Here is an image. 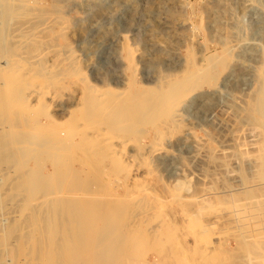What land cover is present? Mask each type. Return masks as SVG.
<instances>
[{
    "label": "rangeland",
    "instance_id": "1",
    "mask_svg": "<svg viewBox=\"0 0 264 264\" xmlns=\"http://www.w3.org/2000/svg\"><path fill=\"white\" fill-rule=\"evenodd\" d=\"M25 1L23 15L16 17L13 13L6 15L7 0H0V15L6 20L2 22L0 18V40L18 17L33 20L39 41L29 51L45 49L47 64L44 62L41 68L34 65L31 74L39 83L38 87H30L31 92H46L44 98L53 93L56 99L54 105L46 107L43 97L39 104H33L30 97L17 98L10 93V89L17 88L12 82L15 86L9 85L10 89L5 90L6 98L5 91L0 94V137L3 135L7 143L15 140L25 126L35 121L41 123L39 128L54 130L57 124L67 128L71 124L67 111L74 109V116L82 117V124L90 128V133L108 128L113 143L121 144L119 148L124 153L134 151V156L129 167L121 165L123 170L106 155L101 160L105 151L88 153L86 160L80 162L66 157L56 168L50 161L45 162L46 168L39 172L51 175H44L49 191L43 193L37 178L27 176L26 171L33 167L30 158L13 157L14 149L5 144L0 151V264H55L54 256L49 257L47 252L55 248L51 244L53 236L64 232L48 230L53 214L43 206L62 196L75 202L117 200L125 226L145 234L150 244L163 240L171 244L168 246L172 252L178 249L175 254L186 252V264H264V188L260 186L264 183V105L260 106L264 104V64L260 62L264 54L258 46L259 39L264 38V0ZM209 56L218 57L221 63H216V72L210 73L213 79L206 84L202 74L205 69L208 72ZM53 62L60 76L44 83L37 74H43ZM194 63H198L201 72L193 75V80L202 77L203 81L194 89L175 95L176 101L169 103L166 113L152 116L151 103L146 99L168 80L177 83L186 79L190 84ZM132 68L136 74L134 86L128 81ZM87 84L95 85L93 110L99 114L88 121L80 109H75ZM119 92L124 96L140 94V106L136 108L140 112L127 110V118H123L137 120L135 123L117 124L121 116L104 117V104ZM4 107L12 112L25 111L26 116L20 119L10 113L7 118ZM39 131H35L38 138ZM21 161L27 166L20 170ZM25 180L27 185L23 184ZM180 182L182 189H175ZM209 242L214 243L215 249L212 257H207L215 260L210 262L204 254L202 257L193 251L197 245L204 251ZM68 248L66 257L72 262L69 264H77L69 252L72 247ZM151 250L145 249L146 260L157 262L159 256Z\"/></svg>",
    "mask_w": 264,
    "mask_h": 264
},
{
    "label": "bare ground",
    "instance_id": "2",
    "mask_svg": "<svg viewBox=\"0 0 264 264\" xmlns=\"http://www.w3.org/2000/svg\"><path fill=\"white\" fill-rule=\"evenodd\" d=\"M34 2H35V0H34ZM6 4H7V6L4 4V6L6 7V11H7L6 15L9 16V15H12V13H13L17 17V16H22L23 15V13L21 12V8L24 7L27 4V2L25 0H16V1L7 0ZM25 11H27V10H25ZM31 12H32V10H31ZM36 16H37V14H36ZM0 18L3 19L2 22L6 21L4 19L5 17H2L1 15H0ZM22 19H21V17H18V20L15 22V24L9 29L8 32L6 31V33L1 37V40L3 38L5 41H4V45L2 44L3 42L2 43L0 42V44L2 45V47L0 48V55L3 56V58L0 59V94L4 93L5 90H9L10 86H12V84L14 83L17 86V88L15 89V87H14L15 85H13L12 87H14V88L11 87L13 90L10 89V93L11 94L15 95L17 98H19L21 96H25L26 98L30 97L31 99L33 98L32 99L33 104L34 103L35 104H39V103L42 102L39 99L42 98V97L44 98L43 94L46 93V92H43V91L40 92V91H37V90H33L31 92V88L30 87L31 86L38 87L37 84L39 83V81L36 80V78H35L36 76L31 74V71H32V69H34V65L35 64L40 65V68H41V66H44V62H45V60H44L45 59L44 50L45 49L44 50L40 49V50H37V51L36 50H30L29 51L30 48L32 49L34 46L36 47V43H38V41H39V40H37V38H38L37 36L38 35L36 33L37 31L34 32L35 30H34V28L32 26V21L33 20L32 19L31 20L30 19H23L22 20ZM34 25H36V24H34ZM40 29H43V28H40ZM38 33H40V32H38ZM41 34H43V33H41ZM42 36H45V33ZM259 40H261V41L259 42L258 46H260V49H261V51L264 54V41H262V40H264V38L262 37ZM44 42H45V40H44ZM244 44L246 45L247 43H244ZM44 45H45V43H44ZM46 45H47V43H46ZM124 51H126V50L124 49ZM243 53H245V52H243ZM63 54H66V53L63 52ZM63 54H61V55H63ZM49 59H50V57H49ZM53 59H54V57H53ZM218 59H219L218 57H214V56H209V57L206 58L207 66H208V72L206 73V69H205V74H202V75H204V79H203L204 83L207 84V82H208L207 80L208 79H209V82L211 81V79H213V77L210 75V73H212L213 71L216 72V70H214V67H215L216 63L217 62L219 64L221 63V62L218 61ZM128 60L130 61V57L129 56H128ZM219 60H221V59H219ZM49 61H50V63L52 62L51 60H49ZM263 61L261 60L260 62L264 64ZM130 63H131V61H130ZM194 64H195L194 66L196 68L194 67L192 69L191 73H190L191 74L190 79L192 80L190 84H189V80H186V79L183 80V81L181 80V81H179L177 83H174V80H168V82L164 83L162 86H160V87L158 86L159 87V88H157L158 90L156 92H152L151 96H149L150 93L148 94L149 98L146 99V100L149 101V104L151 103L150 110L153 111L152 116L156 117L157 116L156 114H159V113H162V112L166 113L167 110L170 107L169 103H172V104L175 103V101H176L174 99L175 95L176 96H180L183 93L192 90V88L194 89L196 84L202 79V77H201V79L199 78L197 81L193 80V75H196V73L198 71H200L198 69V63H194ZM130 65H131L130 66V69H131L132 63ZM54 67H55V63L53 62L51 65H49V66L44 68L45 70L43 71V74H37V75L42 77V79H43L42 82L48 83L51 80H53L54 78L58 77L57 75H59V73L55 72V70L57 68L54 69ZM61 68L59 67L58 69H61ZM17 74H19L21 76H18ZM62 75H64V74H61V77H62ZM135 75H136L135 72L133 74V68H132V73L130 75V78L128 79V81L130 80V82L133 84L132 86H134L136 84V80L135 81L133 80ZM15 76H17L19 78H15ZM15 79L16 80L18 79L17 81H19V82L18 83H17V81L14 82ZM203 80H201V82ZM260 80H259V83L262 82ZM262 83H264V82H262ZM53 84H54V82H53ZM86 86L87 87H86L84 93L82 94V96L79 98L75 109L76 110L80 109L82 114H84L86 116L85 119H87V121H88L92 117H99V114L93 110V105L96 104L95 100L93 99V95H94L95 89H96L94 87L95 85L94 86H92V85L88 86V84H87ZM261 88H262V86H261ZM49 89H51V88H49ZM55 89H57V88H55ZM129 93H131V92H129ZM120 94H118V95L113 94L111 96V98L109 99V101L104 104V107H103V113H104L103 115H104V117H106V116H110V117L111 116H115V117L119 118L121 116V118L118 120L117 124H121L122 122L135 123L137 120L130 121L129 119L128 120H126V119L123 120V118H127V115H125L126 114L125 112H127V110L128 111L137 110L136 109L137 106H140V102H138V98H137V97H140V94L139 95L135 94L136 96H134V95H126V96H124V95H122V93H120ZM13 95H11V96H13ZM34 95H36V96L34 97ZM58 96H59V94H58ZM76 97H78V95L75 96L74 98H76ZM4 98H6V91H5V97ZM55 99H56V95H54L53 93H50V94H48L46 96V98H44L43 105L46 106V107H50V106L54 105ZM73 101H74V99H73ZM134 101H135V103H133ZM142 101H145V100H142ZM154 101H156L157 104L156 103L153 104ZM256 102H257V99H256ZM97 104H100V103L98 102ZM146 104H148V103H146ZM258 104H260V103H258ZM67 105H68V103H67ZM263 105L264 104L261 103L260 106H263ZM256 106H258V105H256ZM31 107H32V105H31ZM70 109H71V107H70ZM140 109H141V107H140ZM258 109H259L258 112H260V108H258ZM37 110H38V108H37ZM138 110H137V112H138ZM5 111H6V115H7V116L6 115L5 116L7 118H8V115L10 113H12V115H14V116H16L17 118H20V119L23 117V115H24V117L26 116L25 115V111H14V112H12V111L8 110V107H7V110L5 108ZM67 112H68V115H69V117L71 119V124H69L67 128L62 126L61 124H57V127L54 130L52 128H46L44 126L39 128L41 123L38 124L35 121L34 124L31 123V126H29V125L25 126V128L22 131H20L21 133H20V135H18V138L15 139V140H9V142L7 143V141L5 142V140H3V138H4L3 135L0 137V151L5 149V146H4L5 144H7V145L9 144L14 149L13 150L11 148L14 151V152L12 151V154H14L13 157L15 156V157L20 159V158H23V157L26 156V157L30 158L31 164L33 165V167L31 166L32 168L30 167L31 169L29 168V170L26 171L27 176L30 179H35V177L37 178L36 179L37 182L42 184V185L39 184L40 185V190L42 192L43 191H45V192L49 191V189L47 187L45 188L44 175H49V176L51 175L50 174L51 172H49V174H45L44 173V175L41 174L42 172H39L43 167H45V162L49 163V161H50V164H51L52 168H56L57 165H58V162H60L62 159H65L66 157L68 159H71V160H73V159L79 160V162H80V160H84L86 158L88 153L90 154V153L94 152V154H98V152L100 153L101 151H105L106 154L103 152L104 156L100 157L101 160L106 155V157L108 158V159L106 158L107 160H109L114 166H118L120 168L121 165L122 166H123V164L128 165L130 162H132L131 159L134 156V151H131V152L129 151L127 153H124L119 148L120 146L122 147L121 144H120V146H117V144H115L116 142L113 143L112 140H113L114 137L112 135H110L111 132H109L108 128H103L104 130L102 129L101 131L96 132L95 134L90 133L91 132L90 128H88L86 126V124H84V126H83L82 120H81L82 117L81 118L80 117L77 118L78 114H77V116L75 115L76 117L74 116V113H73L74 109H71L70 111H67ZM139 112H140V110H139ZM132 113H134V112H132ZM38 114L39 113L36 112V115H38ZM9 116H11V115H9ZM14 116H13V118H14ZM33 117H35V116H33V113H32V117L31 118H33ZM39 118H41V116ZM83 119H84V117H83ZM7 120L9 121V119H7ZM24 120H26V118ZM24 120H22V121L24 123H26V121H24ZM33 121L34 120H32V122ZM87 121H85V122H87ZM1 122H2V119L0 120V123ZM38 122H39V120H38ZM56 123H54V125ZM7 126H8V124H7ZM71 127H73V128H71ZM118 127H120V126H118ZM262 127L264 129V123L262 124ZM2 129H4V127ZM37 129L40 130L39 131V133H40L39 134V138H38V135L35 132V131H37ZM71 129H73V130L71 131ZM114 130H116V129H112L111 131H114ZM141 130H143V129H141ZM10 131L12 132V130H10ZM155 131H157V130H155ZM6 132H8V131H6ZM14 132H15V134L17 133L16 131H13L12 133H14ZM92 132H94V131H92ZM18 133H19V131H18ZM72 133H74V134L72 135ZM9 135H11V134H9ZM8 138H9V136H8ZM25 146H27V147H25ZM9 149H10V147H9ZM9 149H8V151H9ZM154 151H156V150H154ZM78 152H79V154H78ZM80 152H82V153H80ZM153 153H152V155H153ZM98 156H100V155H98ZM3 158L5 159V156H3ZM90 158H92V156ZM94 159H96V158H94ZM103 160H105V158ZM16 161H18V160L16 159ZM98 161H99V159H98ZM18 164H19L18 166H19L20 170H21V168L23 169V167L25 169L26 168L25 166H27V165H23V162L22 163L18 162ZM263 165H262V167L264 168ZM122 166H121L120 169L123 170ZM128 167H129V165H128ZM127 170L129 171V169H127ZM95 172H97V171L95 170ZM126 173H127V171H126ZM128 173H130V172H128ZM20 175H22V174H20ZM99 176L101 177V175H99ZM124 176L126 178L127 174L124 175ZM27 178H25V179L27 180ZM102 179H104V178L102 177ZM22 180H23V178H22ZM26 180H25V183H23V184L27 183ZM95 180H97V179H95ZM100 180H101V178H100ZM106 181H107V179H106ZM111 181H112V179H111ZM260 181H263V179L260 180ZM100 182L102 183V180ZM185 182H186V180H185ZM90 183H95V182H90ZM181 185H183L182 182L178 183L176 185L175 189H180L181 190L182 189ZM260 186L262 188H264L263 187L264 183H262ZM73 188L76 189L75 186ZM24 189H26V188H24ZM27 189H28V187H27ZM77 189H78V187H77ZM50 194H51V191H50ZM43 198H45V197H43ZM85 198H86V196H85ZM120 201H122V200H120ZM117 204H118L117 200L115 202V200L110 199V198H108L107 200L95 199V200H92V201H89V202H87V201H77V202H75L74 200L72 201L71 199L70 200L67 199L66 196H62L60 198H57V200H54L53 202H48L47 201L44 204V206L42 205L44 208L46 206L47 210H49L53 214L52 217L49 220V225H47L48 230H51V233H52V231L55 232V229L58 230L59 232H61V231L64 232L63 235H55V236H53L54 242L51 243V244L55 248L53 249V247H52L53 250L49 251L50 250L49 249L48 252H47L48 255H50L49 257H51V256L53 257L54 256V258H55V259L53 258L54 263L55 264H63V263L64 264H69V263H72V262L69 261L70 259H68L66 257V255L68 253L67 250H69L68 247H72V251H69V252H71V255H73V257H74L73 262L75 261L77 264H183V262H185V264H186V252L185 251H184L185 255L182 254L183 256L180 255V254L179 255L175 254V252L178 249L175 248L176 251L172 252V250H170L172 248L169 247L171 244L170 245L168 244L169 245L168 246L163 240H160L159 242H156V243L153 241V243L150 244V241H149L150 238H148V240H147L146 239L147 237L145 236V234H143L141 232H136L135 230L132 229L133 227L132 228L130 227V225H129L130 228L125 226L123 224V222H125V221H123V218L119 214L121 211L123 212V210L120 207L121 210L118 211ZM120 206H121V204H120ZM43 207H42V209H43ZM90 208H92L93 210H89L88 211V209H90ZM126 209H128V207ZM41 215H42V213H41ZM115 215H118V217H115ZM234 215H236V213ZM49 216H51V215L49 214ZM42 223H43V221H42ZM46 224H47V222H46ZM141 224H143V223H141ZM43 226H44V223H43ZM136 228L138 229V227H136ZM151 236H152V234H151ZM175 237H176V235H175ZM42 238L43 237H41V239ZM46 238L49 239V237H46ZM198 238H200V237H198ZM61 239H64L65 241H63ZM155 240H156V237H155ZM147 242H149L148 245H146ZM41 244L42 243H40L39 245H41ZM44 244H42V245H44ZM207 245L209 247H207ZM207 245H206L207 248H205L204 251L201 250V248H198L197 247L198 245L195 246V249L193 251H195V253H201V256L204 254L206 259H207V257L208 258L212 257V255L214 253V250H215L214 249V243L209 242ZM145 246H149V247L146 248ZM178 246H179V244H178ZM145 249H152L159 256V260H157V262L153 261V263H149L146 260L147 256L145 254V252H146ZM179 252L180 251H178V253ZM64 256H65V258H64ZM235 256H236V254H235ZM211 259L212 258H210V260L207 259V261L210 262ZM212 260H214V259H212ZM259 261H261V260L259 259ZM253 262H255V261H253ZM190 263H192V262H190Z\"/></svg>",
    "mask_w": 264,
    "mask_h": 264
}]
</instances>
